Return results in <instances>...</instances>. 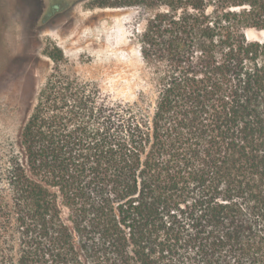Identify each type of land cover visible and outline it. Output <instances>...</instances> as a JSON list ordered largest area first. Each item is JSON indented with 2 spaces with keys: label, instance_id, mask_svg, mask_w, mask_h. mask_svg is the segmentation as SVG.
Segmentation results:
<instances>
[{
  "label": "trees",
  "instance_id": "16d2710c",
  "mask_svg": "<svg viewBox=\"0 0 264 264\" xmlns=\"http://www.w3.org/2000/svg\"><path fill=\"white\" fill-rule=\"evenodd\" d=\"M97 5L139 9L148 74L124 100L49 54L0 140V264H264V0Z\"/></svg>",
  "mask_w": 264,
  "mask_h": 264
},
{
  "label": "rangeland",
  "instance_id": "374dc122",
  "mask_svg": "<svg viewBox=\"0 0 264 264\" xmlns=\"http://www.w3.org/2000/svg\"><path fill=\"white\" fill-rule=\"evenodd\" d=\"M144 25L138 8L97 0H0V140L16 137L57 67L49 55L57 48L65 72L135 98L148 74L138 44ZM250 30L252 39L262 31Z\"/></svg>",
  "mask_w": 264,
  "mask_h": 264
},
{
  "label": "bare ground",
  "instance_id": "6f19581e",
  "mask_svg": "<svg viewBox=\"0 0 264 264\" xmlns=\"http://www.w3.org/2000/svg\"><path fill=\"white\" fill-rule=\"evenodd\" d=\"M251 30L249 29L248 30V36L250 34ZM255 32V31H254ZM255 36H257L258 38H263L264 37V30L263 31H260V32H255ZM258 33V34H257ZM260 36V37H259ZM250 37V36H249Z\"/></svg>",
  "mask_w": 264,
  "mask_h": 264
},
{
  "label": "water",
  "instance_id": "95a60500",
  "mask_svg": "<svg viewBox=\"0 0 264 264\" xmlns=\"http://www.w3.org/2000/svg\"><path fill=\"white\" fill-rule=\"evenodd\" d=\"M250 28H248V29H246V34H247V36H248V30H249ZM263 31V30H262ZM260 37V36H259Z\"/></svg>",
  "mask_w": 264,
  "mask_h": 264
}]
</instances>
